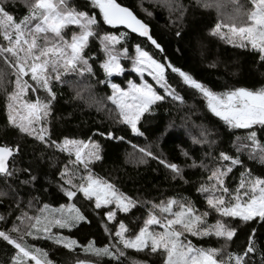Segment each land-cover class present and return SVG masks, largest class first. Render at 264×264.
<instances>
[{
    "label": "trees",
    "instance_id": "16d2710c",
    "mask_svg": "<svg viewBox=\"0 0 264 264\" xmlns=\"http://www.w3.org/2000/svg\"><path fill=\"white\" fill-rule=\"evenodd\" d=\"M173 2L179 7H171L176 11L170 12L158 0H117V3L127 7L149 26L151 37L160 45V48H156L119 26L112 28L105 25L98 9H93L89 0H69L71 7L97 17L99 35L120 36L125 33L121 47H126L129 55L139 45L161 63H171L215 93L241 87L249 90L264 87V62L260 61L257 53L250 48L234 47L219 36L210 34L218 19L214 9L200 5L198 0ZM0 4L13 15L16 22L28 14V7L22 1L0 0ZM85 54L93 68V75L64 77L68 83L52 81L55 99L52 100L47 121L50 140L61 142L68 138L87 141L91 138L99 143L101 159L90 165L91 171L135 201V207L127 213L116 215L115 220L109 222L105 215L107 210L95 208L93 202L82 194L77 193L72 201L67 199L62 191L67 185L61 180L60 173L68 165V154L58 151L54 146L46 147L8 124L6 94L13 90L15 77L10 75V70L0 59V71L9 73L0 86V145L19 146L18 154L9 164L12 175H0V230L7 231L13 224L17 225V216L22 213L32 215L45 204L57 208L71 202L78 207L85 220L71 230L62 232L76 240L80 247L69 251L50 239L26 237L28 244L48 253L52 264H78L81 260L88 264H163L164 256L159 251L152 253L150 249L139 252L126 249L123 256L111 259L108 256L98 258L87 254L84 246L89 241L97 248L115 244L116 237L110 233L116 231L121 221L129 229L128 234L134 236L142 226L151 204H159L169 198L190 201L199 213L207 211L208 224L224 219L208 208L198 188L207 182L210 170L221 163L222 152L240 160L224 178L230 191L236 189L242 172L264 178V162L258 156L249 158V149L237 151L241 143H250L246 139L250 131H255L257 140L264 144V127L229 128L208 110L200 93L184 85L180 77L168 69L166 78L181 99L173 100L171 96H166L152 105L137 124L142 135H135L127 125L118 123L116 110L107 102L112 91L108 83L99 82L106 78L99 67L104 54L98 38L90 40ZM125 66L122 75L107 79L121 87H125L128 80L135 81L137 78L134 73ZM157 90L164 95L163 90ZM38 96L41 100L50 99L43 90H38ZM26 98L35 100L37 94L29 91ZM109 131L114 137L123 139H107L98 134ZM198 132L204 135V139L206 137L203 142L195 138ZM137 148L147 149L156 158L143 156ZM161 160L176 164L181 169V175L175 176L160 163ZM193 163H203L208 166V170L192 167ZM74 167L69 165V168ZM80 171L83 174V168ZM227 219L236 228L232 241L226 243L215 236L198 238L190 235L188 240L197 247L205 248H220L226 244L220 258L228 264V254H244L251 236L257 251L247 254L245 260L247 264H260L264 253V221H259V218L248 222ZM14 252L10 245L0 240V264H11Z\"/></svg>",
    "mask_w": 264,
    "mask_h": 264
},
{
    "label": "snow or ice",
    "instance_id": "6c2138e0",
    "mask_svg": "<svg viewBox=\"0 0 264 264\" xmlns=\"http://www.w3.org/2000/svg\"><path fill=\"white\" fill-rule=\"evenodd\" d=\"M89 2L93 9H98L99 17L105 25L112 28L123 26L132 33L147 37L153 46L160 48L149 35L148 27L127 7L117 3V0ZM235 2L236 0H233V3ZM250 3V10L241 13L237 7L236 15L229 16L226 21H218L210 34L219 36L221 40L234 47L250 48L258 54L260 61L264 62V0H250ZM27 6L28 14L16 22L13 15L0 4L2 41L0 59L10 70V75L15 77L13 90L6 94L8 124L18 129L20 133L45 144L46 147L54 146L58 151L68 154V165H65L60 173L61 180L67 185L66 188H62L64 195L72 201L77 193H80L87 200L94 199L97 209L114 204L115 208L105 214L109 222L115 219L117 210L127 213L135 207L136 202L91 171L90 165L101 159L100 144L91 138L87 141L68 138L62 142L51 141L47 124L51 114V103L55 99L52 81L68 83L64 77L94 74L89 58L85 54V49L92 38L99 39L104 54L99 67L106 79L99 82L108 83L112 94L107 99L115 105L118 123L127 125L133 134L142 135L137 124L143 114L150 111L152 105L164 100L166 96H171L173 100L181 99L166 78L168 69L177 74L184 85L200 93L206 101L208 110L229 128L252 129L254 125L264 127V87L255 90L241 87L215 93L171 63L167 61L161 63L139 45L135 46L134 57H130L126 47H117L124 40L125 33H121L120 36L99 35L96 29L97 17L71 7L69 0H31ZM204 6L212 5L205 3ZM216 7L219 8L220 5L217 4ZM69 28L74 29L70 38L66 31ZM125 58L131 59V71L141 77L139 83L128 80L126 89L107 79L124 71L121 60ZM145 74L155 81V86L164 90V95L159 94L153 84L145 81ZM7 75L8 72L0 71V86ZM26 77L29 79H25ZM38 90L46 92L50 99L41 100ZM29 91L37 94L35 100L26 98ZM98 134L107 139H123L114 137L111 131ZM256 135L255 131H250L246 137L250 143H241L237 151L239 152L241 148L249 149V158L258 156L264 162V144L257 140ZM138 150L143 156L156 158L147 149ZM18 152V145L15 147L0 145V175H12L9 162ZM220 161V164L210 170L207 182L200 185L198 192L204 195L208 208L224 219H217L214 224H208L207 211L199 213L190 201L169 198L159 204H151L143 225L134 236L126 235L129 229L121 221L116 231L110 233L116 237L114 245L97 248L89 241L88 245L84 246V252L98 258L108 256L111 259H118L124 255L126 249L138 252L150 249L152 253L158 251L163 253V264H225L220 257L226 244L220 248L197 247L186 237L215 236L227 243L232 241L236 234V228L231 226L227 218L238 219L241 222L256 218L264 221V178L254 177L247 171L242 172L236 189L230 191L224 178L240 160L222 152ZM160 163L170 169L175 176L181 175V169L176 164H169L164 160ZM69 165L75 167L69 168ZM192 167L208 170V166L203 163L200 165L193 163ZM17 220L20 221V225L13 224L7 231L0 230V240L15 250L11 256V264H52L48 253L28 244L26 237L50 239L69 251L80 247L76 240L52 233L53 227L71 229L75 224L85 220L80 210L72 203L61 205L58 209H50L45 204L36 215L22 213L17 216ZM10 233H16V236ZM112 247L116 248V252L111 250ZM256 251L253 237L250 236L244 254L229 253L228 264H247L245 256ZM78 264L88 262L81 260ZM260 264H264V253L261 255Z\"/></svg>",
    "mask_w": 264,
    "mask_h": 264
},
{
    "label": "rangeland",
    "instance_id": "374dc122",
    "mask_svg": "<svg viewBox=\"0 0 264 264\" xmlns=\"http://www.w3.org/2000/svg\"><path fill=\"white\" fill-rule=\"evenodd\" d=\"M18 1H22L26 6L28 5V3H30L31 2V0H18ZM156 1V0H155ZM160 3L161 2H163V6L165 7H167L168 8V10L170 11V12H174V11H176L174 8H175V6L177 5L175 2H173V0H158ZM198 1H200L201 3H199L200 5H202V6H204L205 5V3H209V4H211L212 6H210L212 9H214V11L216 12V14H217V22L218 21H226L227 20V18L229 17V16H232V15H236V9H237V7H239V9H240V11H241V13H243V12H245V11H247V10H250V8H251V3H250V0H236V2L235 3H233V0H198ZM217 4H219L220 5V7L219 8H217L216 7V5ZM169 5H172V6H174V8H169ZM28 7V6H27ZM205 7V6H204ZM71 30H74V29H72V28H69L68 30H66L67 31V36L70 38L71 37V35H72V32H71ZM115 36H117V35H115ZM2 43V42H1ZM121 43H122V41H121ZM121 43L119 44V45H117V47L118 48H122L121 47ZM229 44V43H228ZM230 45H232V44H230ZM233 46V45H232ZM134 55H135V47L133 48V53L131 54V55H129L130 57H134ZM124 62H125V64L128 66L127 68L131 71V69H132V61H131V59H122L121 60V65H122V67L124 68V67H126L125 66V64H124ZM124 70H125V68H124ZM124 72V71H123ZM122 72V73H123ZM122 73L120 74V75H122ZM132 73H134V75H135V77L137 78L135 81H133L134 83H139L140 82V80H141V77L140 76H138L135 72H133L132 71ZM120 75H118V76H120ZM28 77H26L25 79H27ZM144 79H145V81L146 82H148V83H151V84H153L154 85V87H156V88H158V86H155V81H153L152 80V78L150 77V76H147V74H145V76H144ZM122 88H127V83H126V85H125V87H122ZM158 89H160V88H158ZM160 90H163V89H160ZM112 91V90H111ZM164 91V90H163ZM111 94H112V92H111ZM110 94V95H111ZM114 109H115V105H113L109 100L107 101ZM100 105H101V107L103 106V104L100 102ZM117 113V112H116ZM118 115V114H117ZM199 131V130H198ZM189 134H190V132H188ZM197 136H199V137H197ZM204 135L203 134H200V132H198V133H196V136H195V138H198L201 142H203L205 139H206V137H205V139H204V137H203ZM64 140V139H63ZM62 140V141H63ZM61 141V142H62ZM139 148H137V150H138ZM139 151V150H138ZM73 159H74V156H73ZM137 159V158H136ZM170 170V169H169ZM171 171V170H170ZM66 188V187H65ZM92 202H93V204H94V206H95V201H94V199L93 200H91ZM71 203V202H70ZM73 204V203H72ZM76 207V206H75ZM50 209H58L59 207H57V208H51V207H49ZM76 208H78V207H76ZM101 208H104V209H106L107 211H109V210H111V209H114L115 208V205L113 204V205H108L107 207H104V206H102ZM38 212H34V214H30V213H27L28 215H30V216H34V215H36ZM82 214V213H81ZM119 214H123L122 212H119L118 210H117V214L116 215H119ZM147 217V216H146ZM146 219V218H145ZM115 219H113L111 222H113ZM78 224V223H77ZM17 225H20V221L17 223ZM76 225V224H75ZM74 225V226H75ZM143 225V224H142ZM73 226V227H74ZM117 226H118V224H117ZM72 227V228H73ZM71 228V229H72ZM71 229H69V228H59V227H53L52 228V233L54 234V235H58V236H61V237H67V238H70V237H68L66 234H64L62 231H69V230H71ZM159 230V229H158ZM12 235H14V236H16V233H12ZM126 235L127 236H129V237H131V236H133V235H130V234H128V232L126 233ZM70 239H72V238H70ZM186 239L188 240V236L186 237ZM112 245H114V244H112ZM121 248H122V245H121ZM111 250L113 251V252H116V248L115 247H112L111 248Z\"/></svg>",
    "mask_w": 264,
    "mask_h": 264
},
{
    "label": "water",
    "instance_id": "95a60500",
    "mask_svg": "<svg viewBox=\"0 0 264 264\" xmlns=\"http://www.w3.org/2000/svg\"><path fill=\"white\" fill-rule=\"evenodd\" d=\"M142 22V21H141ZM143 23V22H142ZM146 25V24H145ZM147 26V25H146ZM119 27H121V28H123V29H125V30H127L128 32H130V30L129 29H126V28H124L123 26H119ZM148 27V29H149V35L151 36V34H150V28H149V26H147ZM130 33H132V32H130ZM132 34H135V35H137L138 37H140L141 39H144V40H146V41H148L151 45H152V43L147 39V37H141V36H139L138 34H136V33H132ZM13 160V158H11L10 159V162ZM10 162H9V164H10Z\"/></svg>",
    "mask_w": 264,
    "mask_h": 264
}]
</instances>
